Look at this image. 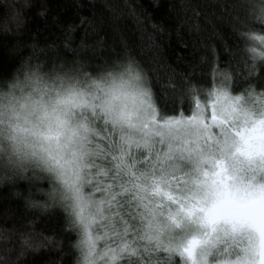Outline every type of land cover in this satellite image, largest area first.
<instances>
[{"label": "clouds", "instance_id": "clouds-1", "mask_svg": "<svg viewBox=\"0 0 264 264\" xmlns=\"http://www.w3.org/2000/svg\"><path fill=\"white\" fill-rule=\"evenodd\" d=\"M34 5L35 0H0V36L13 37L10 51L20 55L11 72L0 76V190L8 189L28 211L70 212L74 201L69 185L76 180L86 204L84 215L98 217V194L88 182V165L98 151V129L110 130L118 140L143 138L139 101L142 95L156 99L150 70L130 51L100 65L89 59L87 46L65 53L54 44L33 41L24 52L21 38ZM221 6L238 28L247 26L264 38V0H224ZM46 13V7L37 11L42 17ZM250 47L264 60L258 55L264 52V39L250 40ZM82 101L87 104L77 103ZM253 112L264 118V107ZM127 113L135 114L132 125L137 126H130ZM207 115L210 118L211 110ZM57 119L66 122L59 143L42 135L57 127ZM233 183L239 190L223 192L218 199L210 187L207 192L201 189V215L228 217L243 226L233 231L231 223L221 220L216 229L221 245L216 247L203 238L198 222L186 221L181 240L200 238L188 264H264V164L245 166L229 181ZM77 264H83L82 259Z\"/></svg>", "mask_w": 264, "mask_h": 264}, {"label": "snow or ice", "instance_id": "snow-or-ice-1", "mask_svg": "<svg viewBox=\"0 0 264 264\" xmlns=\"http://www.w3.org/2000/svg\"><path fill=\"white\" fill-rule=\"evenodd\" d=\"M238 32L249 40L264 39L247 26ZM68 40L66 36L65 47ZM249 51L257 57V48ZM258 55L264 57V52ZM260 67L255 62L247 64L245 75L264 79ZM230 80L234 83V74L222 72L207 90L188 83L177 93L169 83L155 93V102L150 95L147 100L142 95L143 138L118 140L110 130L98 129V151L88 165V182L98 194L99 216L84 215L86 204L73 180L69 223L86 234L96 224L97 230L111 234L114 246L100 252L89 239L81 247L83 264H188L200 238L181 240L186 221L198 222L203 238L216 247L221 245L216 235L221 220L231 223L233 231L243 226L228 217L201 215L204 205L199 198L201 189L207 192L209 187L217 199L223 192L239 190L229 181L238 178L245 166L264 164V118H256L253 112L264 107V87L249 83L234 90ZM106 110H112L111 102ZM126 115L130 126H137L132 125L135 114ZM65 123L57 119V127L42 135L59 143Z\"/></svg>", "mask_w": 264, "mask_h": 264}, {"label": "trees", "instance_id": "trees-1", "mask_svg": "<svg viewBox=\"0 0 264 264\" xmlns=\"http://www.w3.org/2000/svg\"><path fill=\"white\" fill-rule=\"evenodd\" d=\"M223 2L35 0L21 42L24 52L33 41L54 44L65 53L87 46L89 59L96 65L130 51L150 70L156 94L169 83L177 93L188 83L207 90L222 72L234 74V83L229 82L234 90L249 83L264 87V79L245 75L247 64L255 62L264 77V60L249 51V38L238 32ZM41 7L47 9L43 17L37 15ZM14 43L13 37L0 36V76H7L20 59L10 51ZM81 239V228L69 223L68 212L28 211L8 189L0 190V262L77 264Z\"/></svg>", "mask_w": 264, "mask_h": 264}, {"label": "rangeland", "instance_id": "rangeland-1", "mask_svg": "<svg viewBox=\"0 0 264 264\" xmlns=\"http://www.w3.org/2000/svg\"><path fill=\"white\" fill-rule=\"evenodd\" d=\"M97 223H99V221H97ZM81 231L82 239L80 250L82 246H86V243L89 239H91L96 249H98L100 252H106L108 246H114L111 234H105L102 231L97 230L96 224L92 225L89 234H86L83 229H81Z\"/></svg>", "mask_w": 264, "mask_h": 264}]
</instances>
